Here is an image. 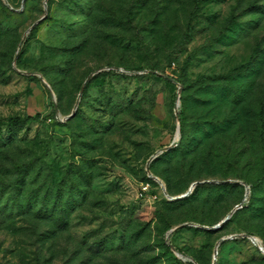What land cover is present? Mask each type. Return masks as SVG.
<instances>
[{
	"label": "rangeland",
	"instance_id": "rangeland-1",
	"mask_svg": "<svg viewBox=\"0 0 264 264\" xmlns=\"http://www.w3.org/2000/svg\"><path fill=\"white\" fill-rule=\"evenodd\" d=\"M263 167L264 0H0V264H264Z\"/></svg>",
	"mask_w": 264,
	"mask_h": 264
},
{
	"label": "trees",
	"instance_id": "trees-1",
	"mask_svg": "<svg viewBox=\"0 0 264 264\" xmlns=\"http://www.w3.org/2000/svg\"><path fill=\"white\" fill-rule=\"evenodd\" d=\"M194 1V4L196 5L197 2L199 0H193ZM191 19H192V13H191V16L189 18V21H188V24H187V28H186V31L184 33V38H188L191 34V29H192V26H191ZM160 77H164L166 79H169V76L166 75L164 76L163 74H159ZM212 77L211 76H208V75H202L200 77H198L196 79V81H198L199 83H201L202 85H204V80H209L211 79ZM233 111V109H232ZM39 117V114L36 113L35 115H25V116H19V115H15V116H11V117H8L7 118V122L8 124L11 126V129L14 125H19V124H23L27 121H33V120H36L38 119ZM232 122L233 123H238V132L239 133H242V130H243V123H242V120L240 118V114L235 112L233 115H232ZM179 128H180V140H183L184 136L186 135V127L184 125V122L181 120L180 123H179ZM11 134H12V130H10ZM167 150V149H166ZM263 173H264V167H263ZM241 206L236 208V209H240L243 207V204L244 203H240ZM233 208V207H232ZM235 209V210H236ZM167 247L169 248L170 247V244L167 243Z\"/></svg>",
	"mask_w": 264,
	"mask_h": 264
},
{
	"label": "water",
	"instance_id": "water-1",
	"mask_svg": "<svg viewBox=\"0 0 264 264\" xmlns=\"http://www.w3.org/2000/svg\"><path fill=\"white\" fill-rule=\"evenodd\" d=\"M25 0H22V3L24 2ZM38 21V20H37ZM37 21H34L30 26H29V28L27 29V31L26 32H28L31 28H33L34 26H35V24L37 23ZM180 89V88H179ZM82 92V88H80V90H79V94ZM70 115H72V113H70L68 116H66V117H69ZM179 135H180V128H179V124H177V131H176V138H179ZM174 143L172 142V143H170V144H168V145H165L161 150H166V149H168L169 147H171L172 145H173ZM157 155V152H155L153 155H152V157L151 158H153V157H155ZM148 163L149 162H147V165H148ZM154 178H157V176L156 175H152ZM206 181H211V180H206ZM198 181H195V182H192L191 183V186L193 185V184H196ZM191 186H189L188 187V189L184 192V193H182L181 195H176V196H171V195H168L167 193H166V190H165V187L164 186H162V189H163V192L169 197V198H175V197H181V196H184V195H186V194H188L190 191H191ZM241 206V204H239V205H235L233 208H231V210L229 211V213H227L221 220H220V222H218L217 224H215L214 226H212L213 228L214 227H217V226H219L222 222H224V221H226L227 219H229V217H230V215L235 211V209L236 208H238V207H240ZM236 236H250L253 240H255L256 238H255V236L254 235H251V234H246V233H241V234H232V235H228V236H223V237H221L220 238V240H218L217 241V243H216V245H215V247H214V249H213V253H212V264H215V258H216V254H217V245H218V243L221 241V240H223V239H227V238H231V237H236ZM257 246H258V248L260 249V250H264V247L260 244H257Z\"/></svg>",
	"mask_w": 264,
	"mask_h": 264
},
{
	"label": "bare ground",
	"instance_id": "bare-ground-1",
	"mask_svg": "<svg viewBox=\"0 0 264 264\" xmlns=\"http://www.w3.org/2000/svg\"><path fill=\"white\" fill-rule=\"evenodd\" d=\"M194 185V184H193ZM247 237H250V236H247ZM251 238V237H250ZM252 239V238H251ZM253 240V239H252ZM254 241V240H253ZM217 248H218V246H217ZM263 252H264V250H262ZM217 253H218V250H217ZM216 259V258H215Z\"/></svg>",
	"mask_w": 264,
	"mask_h": 264
}]
</instances>
